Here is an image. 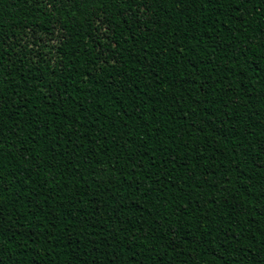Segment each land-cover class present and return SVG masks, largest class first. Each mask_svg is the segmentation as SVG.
Here are the masks:
<instances>
[{
  "label": "trees",
  "instance_id": "1",
  "mask_svg": "<svg viewBox=\"0 0 264 264\" xmlns=\"http://www.w3.org/2000/svg\"><path fill=\"white\" fill-rule=\"evenodd\" d=\"M0 264H264V0H0Z\"/></svg>",
  "mask_w": 264,
  "mask_h": 264
}]
</instances>
